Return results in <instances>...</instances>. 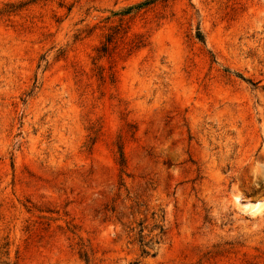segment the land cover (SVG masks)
<instances>
[{
	"label": "rangeland",
	"instance_id": "rangeland-1",
	"mask_svg": "<svg viewBox=\"0 0 264 264\" xmlns=\"http://www.w3.org/2000/svg\"><path fill=\"white\" fill-rule=\"evenodd\" d=\"M0 264H264V0H0Z\"/></svg>",
	"mask_w": 264,
	"mask_h": 264
},
{
	"label": "trees",
	"instance_id": "trees-1",
	"mask_svg": "<svg viewBox=\"0 0 264 264\" xmlns=\"http://www.w3.org/2000/svg\"><path fill=\"white\" fill-rule=\"evenodd\" d=\"M150 3H152V1H146V2H144V3H142V4H138V5H136L135 7H133V8H131L132 10H137V9H140L142 6H145V5H148V4H150ZM111 40V39H110ZM110 40H108V42H111ZM104 46H102V48H103ZM104 49V48H103Z\"/></svg>",
	"mask_w": 264,
	"mask_h": 264
}]
</instances>
